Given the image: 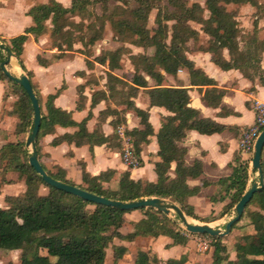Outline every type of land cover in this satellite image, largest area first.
I'll return each mask as SVG.
<instances>
[{"label": "trees", "instance_id": "obj_1", "mask_svg": "<svg viewBox=\"0 0 264 264\" xmlns=\"http://www.w3.org/2000/svg\"><path fill=\"white\" fill-rule=\"evenodd\" d=\"M97 1L101 3V13L94 14L85 24L83 20H74L71 17L78 15L87 18L88 14L85 12L89 0H70L68 6L57 0L34 3L27 9L33 24L13 36L0 37V41L11 50L24 70L20 56L22 44L28 32L36 34L45 31L43 21L48 17L51 23L48 29L49 38L51 45L57 50L70 49L75 41H80L85 47L101 38L105 21L108 22L115 40L140 47L141 51L128 52V59L132 65L129 82L107 71L105 83L107 97L116 103H124V108L133 109L139 119L141 126L133 127L128 132L132 137L134 153L138 160L140 143L147 140L146 137L152 133V129L147 121V111L136 107L130 97L136 95L139 86L143 87L149 106L161 105L171 112L162 117L161 124L155 132L158 146L156 152L159 156L153 166L156 177L151 181L133 179L129 176V171L124 170L119 173L115 183L110 185L106 182L110 177L109 170L94 175L83 171L81 178L85 182L78 186L123 201L153 195L169 198L176 202L186 215L197 217L185 202V196L196 193L199 185H189L186 180L201 174V162L194 159L190 164H186L183 159L185 148L180 146L178 141L188 128L208 133L218 129V126L208 118L199 117L197 111L187 105L189 97L185 87L160 85L163 78L160 69L166 73H175L177 68L185 67L191 83H211L212 80L201 70L194 68L185 55L187 41H196L199 31H202L207 38L204 45L197 46L198 49L210 52L211 60L220 68L234 67L244 76L252 78L255 70L252 62L257 61V57L264 50V38L257 36L256 19L253 20L250 32H240L235 18L236 7L242 3H250L255 7L254 13L257 18L264 12V2L112 0L114 3L107 9L108 0ZM153 7L156 8L154 25L148 27L147 16ZM148 48L150 52L145 51ZM224 48L227 50V59L222 55ZM126 50L128 48L125 46L104 49L95 56V59L101 63L107 59L108 68L113 69L119 65L121 54ZM89 53V50H85V55ZM1 58L0 52V60ZM37 61L40 64L48 62L40 55H37ZM85 63L87 66L91 64L88 59H85ZM249 67L253 69L250 71ZM25 73L40 108V122L35 140V150L39 158L38 139L44 133L52 131L55 124L76 125L77 129L73 133H63L54 137L51 140L53 144L61 140L73 141L75 144L88 142L89 145L107 140L113 145L118 143L116 132L110 136H103L96 131L88 132L84 126V119L75 122L70 118L69 112L54 106L52 100L55 93L48 94L42 102L30 80L31 72L25 70ZM142 73L153 79V86H147ZM0 79L6 82L5 94L11 92L15 95L10 109L5 112L15 116L13 132L19 136L15 141H7L0 147V174L8 169H14L23 177L25 184L22 193L5 195L6 206L0 207V250H18L17 260H8L4 264H102L105 248L108 246L112 251L111 264H157V257L147 247L137 248L133 257L128 259L125 256L126 247L122 244H113L112 238L131 240L137 236L165 235L172 243L186 241L187 235L183 229L174 225L162 212L151 207L137 208L141 210L142 215L131 222L132 231L123 233L122 226L127 222L125 214L130 209L91 202L43 182L28 164L27 153L23 147L22 134L29 130L32 116L28 96L19 84L7 78L1 70ZM95 93L98 94V98L106 96L103 91ZM204 95L208 97L206 93ZM115 113L114 128L124 120L122 113V116H119L117 111ZM171 161L174 162L172 177L167 174ZM40 164L53 178L74 184L65 178L60 167L47 168L41 160ZM260 164L263 167L264 162L261 159ZM246 168L247 162L238 160L235 156L230 173L220 178L225 183L224 193L231 190L228 206L239 198L244 189ZM4 180L1 176L0 181ZM207 183V180L201 178L202 185ZM41 187L44 188L43 191L40 190ZM259 199L264 200V171L262 185L253 192L244 206V216L251 224L253 232L244 234L243 240L233 242L232 248L235 252L233 260L226 259L227 247L223 244L222 237L208 235L212 246L209 264H218L223 259H226V264H264V215L247 208L249 202ZM239 219L235 220L231 227L236 225ZM185 259V254H181L165 259L162 264H184Z\"/></svg>", "mask_w": 264, "mask_h": 264}, {"label": "crops", "instance_id": "obj_2", "mask_svg": "<svg viewBox=\"0 0 264 264\" xmlns=\"http://www.w3.org/2000/svg\"><path fill=\"white\" fill-rule=\"evenodd\" d=\"M57 1L68 6L70 0L68 3L63 0ZM259 1L264 2V0ZM39 2L45 1L40 0ZM32 4L34 3L31 0H0V37L13 36L22 32L26 26L33 24L31 16L27 13V9ZM236 8L235 18L240 32H250L253 28V20L256 19L257 36L264 38V12L262 16L256 18L255 7L250 3H242ZM43 23L46 27L45 31L36 34L27 33L20 53L22 64L25 70L31 72L30 80L34 84L41 101L43 102L48 94L55 93L52 100L54 106L69 112L70 118L75 122L84 119V126L88 132L96 131L103 136L112 135L116 132L118 125H122L127 132L133 127H140L139 119L133 109L124 108V103H116L107 97L105 83L107 71L129 82L132 71L131 63L123 64L119 60L117 67L109 69L107 59L102 63L95 59V56L100 53L99 50H91V52L89 50L90 53L86 55L85 50H81L82 46L81 48L75 46L76 48L72 50V45L75 42H79L81 45L80 41L73 42L70 49L57 50L55 46L51 45L48 34V29L51 26L50 17L46 18ZM199 32L207 38L205 33ZM186 44H189V41ZM241 44L242 41L240 40L239 45ZM105 49H111V47L107 46ZM137 51L141 50H133L132 52ZM37 55L47 59L48 62L45 64L38 63ZM185 55L192 62L194 68H198L212 80L211 83H191L187 69L179 67L175 73H166L160 69L163 76L160 85L185 87L189 97L187 105L195 109L199 117L208 118L218 126V129L208 133L188 128L178 141V144L185 148L184 162L190 164L194 159H198L201 162L202 170L199 176L187 178V184L199 185V190L194 194L185 196V202L191 207V211L197 216L194 218L198 221L222 228L232 214L234 203L231 206L227 205L231 190L226 194L224 193L225 183L220 178L230 173L235 156L238 160L247 162L244 189L252 180L250 177L252 171L249 166L251 152L239 149L238 137L241 130L253 122L254 100L264 101V50L257 57V61L252 62L255 67L252 78L244 76L234 67L220 68L211 60L208 51L196 48L195 50H185ZM222 55L224 58H228L225 48L222 50ZM85 59L90 61L89 66L86 65ZM6 67L13 74L25 72L14 55L6 63ZM248 69L251 71L253 67ZM142 74L147 86H153V79L145 73ZM5 85L6 82L0 79V147L7 141H15L19 138L13 132L15 116L5 112V110L10 109L15 100V95L11 92L5 94ZM96 91H103L106 96L98 98ZM130 98L136 107L147 111V121L152 129V133L146 137L147 140L140 143L139 164L137 166L130 167L123 163L117 132L116 140L118 143L114 145L108 140L91 145L88 142L75 144L73 141L66 140L51 143V140L56 136L63 133H73L77 129L76 125L55 124L52 131L41 135L38 139L40 150V158L37 154L38 160L40 159L50 169H54L55 166L60 167L65 178L75 185L85 182L81 178L83 171L89 175H94L109 170L110 177L106 182L110 185L115 183L119 173L124 170H128L129 176L133 179L154 180L156 177L153 169L154 161L159 159L156 152L158 146L155 132L161 124L162 117L171 114V112L161 105L149 106L147 94L143 91V87L139 86L136 95ZM115 111L119 112V116H122V113L124 120L114 128ZM27 132L22 134L24 148V138ZM260 159L264 162V144ZM173 167L174 162L171 161L167 170L170 177L174 175ZM261 169L264 171V165ZM1 176L5 180L0 181V207H5L4 196L22 193L25 184L23 177L19 176L14 169L6 170L0 174ZM201 178L207 180L208 183L202 185ZM40 190L43 191L44 188L41 187ZM247 208L264 215V200H252L247 204ZM243 212V216L238 218L236 225L230 227L229 232L221 236L223 244L227 247V260H233L235 257L232 248L233 242L243 240L244 234L253 232L252 226ZM141 215V210L130 209L125 214L127 222L122 226L121 231L123 233L132 231L131 222L137 220ZM186 235L187 238L184 243H172L171 239L165 235L137 236L131 240L113 237L112 243L124 245L126 247L125 256L128 259L134 255L129 256L128 254V242L141 240L143 244L139 245L138 248L147 247L157 257V264H162L165 259L178 257L181 254H185L186 257L184 264H209L212 252L210 237L203 233L192 232H186ZM192 245H195L197 253L190 250ZM208 246L211 247V251L206 254L203 253ZM226 259L221 260L218 264H226Z\"/></svg>", "mask_w": 264, "mask_h": 264}, {"label": "water", "instance_id": "obj_3", "mask_svg": "<svg viewBox=\"0 0 264 264\" xmlns=\"http://www.w3.org/2000/svg\"><path fill=\"white\" fill-rule=\"evenodd\" d=\"M0 52L2 53V58L0 60L1 72L7 78L19 84L23 88L30 101L32 109L31 126L24 138V146L27 153V162L39 175L41 180L46 184L52 185L58 189L77 195L85 200L105 205L117 206L120 209L151 207L157 211L162 212L166 216L170 214L173 215V213H176V215L180 219L181 225L183 227L182 229L184 231L192 233H205L210 236L220 237L229 232L231 224L241 216L244 210V206L249 201L253 192L257 191L262 185L260 154L262 146L264 144V126L259 130L252 144V152L249 160L250 170L252 171L250 177H252V180L249 185L241 192L239 198L234 202L232 214L225 221L222 228L213 226L207 222H200L188 219L189 217H187V215L183 212L179 205L169 198L153 195L123 201L119 199L108 198L101 194L89 191L78 185L63 182L61 180L53 178L41 166L35 150L36 133L40 122V108L37 98L32 90L30 81L25 72L13 74L7 69L6 63L9 62L13 54L11 50L6 46V44L2 41H0Z\"/></svg>", "mask_w": 264, "mask_h": 264}, {"label": "rangeland", "instance_id": "obj_4", "mask_svg": "<svg viewBox=\"0 0 264 264\" xmlns=\"http://www.w3.org/2000/svg\"><path fill=\"white\" fill-rule=\"evenodd\" d=\"M31 1L33 3H37L40 0H31ZM43 1H46V0H43ZM63 1L65 3H68L69 0H63ZM188 1H190V0H188ZM199 2L202 3V0H199ZM113 3H114V1L108 0L107 1V5H106L107 6V9H109L112 6ZM129 4H131V2ZM155 11H156V8L153 7V8L150 9V11L148 13L147 21H146V24H147L148 27H151V26L154 25L153 18H154ZM85 13L88 14V17L87 18L80 17L78 15H72L71 18L74 19V20L81 19V20H83V22L85 24V22H87V20L93 18V15L94 14H100L101 13V3L99 1H97V0H89V2L86 4V12ZM169 22L170 21H168V23ZM194 26L198 27V25H196V24H194ZM82 30H84V29H82ZM205 40H206L205 35L199 32L198 38L196 39V41L188 40L189 41V44H187V50H195L197 48L198 44H205ZM95 41L96 42H94V44L86 45L85 47L82 44L80 45L79 42H75L72 45V50H73V48H76V47L77 48H81V46H82V49L81 50H83V49L90 50V52H91V50H99V52H100V50H104L105 48H107V46L111 47V49L114 48V47H117V46H125L126 48H128V50L123 51L122 54H121V57H120V60H121V62L123 64L126 63V62H129L128 52H132L133 50H141L140 47H136V46H134L131 43L121 42V41L115 40L112 37L111 29H110L107 21H105V24H104V29H103L102 37L99 38V39H97V40H95ZM149 50H150V48L145 49V51H149ZM87 207L89 208L90 205H87ZM168 216L167 217L169 219L173 220V224L174 225H176L180 229L183 228L182 225H181L180 219L178 218V216L176 215V213H173V215L170 214ZM187 217H189L188 219L198 221L194 217H191V216H188V215H187ZM142 244H143V242L141 240H136V241L128 242V248H127V250H128L129 256L133 255L135 253L136 249L139 247V245H142ZM190 248H191L190 249L191 251L197 253V249H196L195 245L194 246L193 245L190 246ZM205 249L206 250L203 251V253H205V254L206 253H209V251H211V247H209V246L206 247ZM17 256H18V250H0V264H4L8 260L16 261L17 260ZM103 263L104 264H111V249H110V246H108L107 249H106Z\"/></svg>", "mask_w": 264, "mask_h": 264}, {"label": "built area", "instance_id": "obj_5", "mask_svg": "<svg viewBox=\"0 0 264 264\" xmlns=\"http://www.w3.org/2000/svg\"><path fill=\"white\" fill-rule=\"evenodd\" d=\"M254 119L247 127L243 128L238 137V147L241 151L252 152V144L259 130L264 126V101L254 100ZM116 132L120 141V155L123 163L130 167L139 164V160L134 153L132 137L122 125L116 127Z\"/></svg>", "mask_w": 264, "mask_h": 264}]
</instances>
